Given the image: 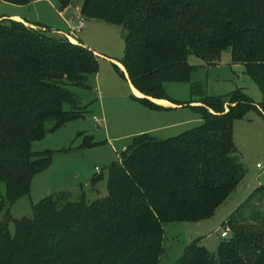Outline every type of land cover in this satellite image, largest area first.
I'll return each mask as SVG.
<instances>
[{"label":"trees","instance_id":"obj_1","mask_svg":"<svg viewBox=\"0 0 264 264\" xmlns=\"http://www.w3.org/2000/svg\"><path fill=\"white\" fill-rule=\"evenodd\" d=\"M56 1L63 11L75 0ZM81 14L124 28L120 63L145 96L135 99L149 109L165 110L150 98L172 102L166 83L191 82V56L213 66L229 54V64L244 66L264 94V0H84ZM98 72L99 56L81 42L43 25L0 20V264H160L167 224L212 218L243 182L234 123L250 111L264 119V102L242 91L228 102L203 99V106L172 102L197 110L203 124L167 139L133 137L108 167L106 197L89 202L83 189L78 198L51 194L16 221L12 236L10 209L53 161L54 152H34L33 143L83 117L74 88L90 89ZM85 138L83 149L97 145ZM103 180H90L93 192ZM225 226L231 237L216 253L197 240L176 264H264V186Z\"/></svg>","mask_w":264,"mask_h":264},{"label":"rangeland","instance_id":"obj_2","mask_svg":"<svg viewBox=\"0 0 264 264\" xmlns=\"http://www.w3.org/2000/svg\"><path fill=\"white\" fill-rule=\"evenodd\" d=\"M83 3L84 0H75L71 13L80 10ZM63 11L56 0H32L30 8L19 10L17 5L0 1V16L19 12L29 21L68 32L67 17L61 15ZM84 23L83 29L67 35L100 55L99 72L90 78V89L74 88L85 105L83 117L33 143L34 152H54L53 161L48 170L34 178L30 195L21 198L10 209L12 221L8 228L12 236L16 233V221L31 217L33 206L51 194L68 192L78 198L83 189L89 202L106 197L109 165L119 160L132 138L142 130L163 124L176 125L152 134L159 139H167L203 124L200 113L193 108L162 112L149 109L136 100L129 82L115 67L117 65L121 69L119 63L125 56L124 28L100 20L86 19ZM189 61L195 67L190 83L163 85L172 102H193L197 104L195 106H203L206 98L228 102L236 91L244 92L256 104L264 102V94L245 73L244 66H231L227 53L213 66L196 56H191ZM66 108L69 109L68 106ZM95 117L101 123H97ZM87 136L97 145L83 149L88 142L85 140ZM234 138L239 159L247 171L236 194L208 220L167 224L165 253L160 264H176L186 247L197 240L200 246L216 253L223 239L221 235L225 231L226 220L256 189L264 186V168L257 167L259 164L264 167V119L256 111H250L245 118L234 123ZM100 174L104 175V180L98 185V192H93L90 180ZM5 215L6 211L0 214V222Z\"/></svg>","mask_w":264,"mask_h":264},{"label":"crops","instance_id":"obj_3","mask_svg":"<svg viewBox=\"0 0 264 264\" xmlns=\"http://www.w3.org/2000/svg\"><path fill=\"white\" fill-rule=\"evenodd\" d=\"M44 1H47V0H44ZM31 4H32V1L27 6H17V8H18V10L20 8H30ZM71 10L72 9H71V6H70L67 9H65L63 12H61V15H63L64 17H67L65 19V22H66V24L68 26V32H62L60 30H54L55 32H57L59 34L66 35L67 37H69L67 34L72 33V29L76 28V26L78 25L79 21L86 20V18L83 17L82 14H81V9L80 10L77 9L75 13H71L72 12ZM2 19H12V20H15V21L23 22L26 25L31 26V27H36L37 25H42V24H39L38 22L29 21L24 16H22V14L19 13V12H14L12 14H2L0 16V20H2ZM43 26H45V25H43ZM46 27H48V26H46ZM70 40L73 43H76V44L80 42L77 39H73V38H70ZM94 52H95L96 55H98L100 57V55L96 51H94ZM227 60L229 61V54H227ZM119 64H120L121 70L125 74L126 80L129 82V84H130V86L132 88L133 94L137 98H144V95L141 94L137 89H135V87L130 82L125 68L122 66L121 63H119ZM237 66L240 67L241 65H237ZM237 66H235V67H237ZM150 100L153 103H155L156 105L165 108V110H162V112H171V111H174V110H178L180 108H186V107L181 106V105L173 104L172 102H170L168 100H159V99H153V98H150ZM193 105H197V104H193ZM163 125L164 126H160V127H157V128H149V129L142 130V132H140L139 135L142 134V133H150V134L160 133V132H164V131L169 130L170 128H173V127L176 126V125H166V124H163Z\"/></svg>","mask_w":264,"mask_h":264},{"label":"built area","instance_id":"obj_4","mask_svg":"<svg viewBox=\"0 0 264 264\" xmlns=\"http://www.w3.org/2000/svg\"><path fill=\"white\" fill-rule=\"evenodd\" d=\"M85 27V23H84V21L83 20H81V21H79L78 22V25L76 26V28H73L72 29V31H79V30H81V29H83ZM94 120L97 122V123H101L100 122V120L98 119V118H94ZM259 169H263L264 167L262 166V165H258L257 166ZM229 234H230V228L229 227H225V231L222 233V235H221V237L222 238H227L228 236H229Z\"/></svg>","mask_w":264,"mask_h":264}]
</instances>
